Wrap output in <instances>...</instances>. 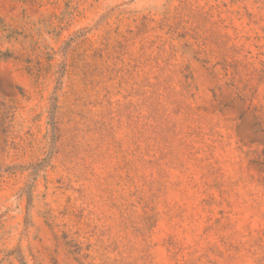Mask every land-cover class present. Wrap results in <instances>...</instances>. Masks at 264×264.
Returning a JSON list of instances; mask_svg holds the SVG:
<instances>
[{"label":"rangeland","instance_id":"1","mask_svg":"<svg viewBox=\"0 0 264 264\" xmlns=\"http://www.w3.org/2000/svg\"><path fill=\"white\" fill-rule=\"evenodd\" d=\"M0 264H264V0H0Z\"/></svg>","mask_w":264,"mask_h":264}]
</instances>
